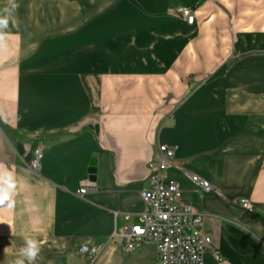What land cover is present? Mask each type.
<instances>
[{
	"label": "crops",
	"instance_id": "0c3cea01",
	"mask_svg": "<svg viewBox=\"0 0 264 264\" xmlns=\"http://www.w3.org/2000/svg\"><path fill=\"white\" fill-rule=\"evenodd\" d=\"M16 2L0 51V163L18 190L0 208V264L25 234L41 242L36 264H159L154 244L129 251L122 234L146 210L163 143L211 238L204 263L264 264V0Z\"/></svg>",
	"mask_w": 264,
	"mask_h": 264
},
{
	"label": "built area",
	"instance_id": "2783aa9c",
	"mask_svg": "<svg viewBox=\"0 0 264 264\" xmlns=\"http://www.w3.org/2000/svg\"><path fill=\"white\" fill-rule=\"evenodd\" d=\"M178 13L189 24L194 23L196 16L191 7H179ZM175 153V146L159 144L158 156L149 161L150 186L141 192L146 210L139 224L124 229V246L133 251L143 244H154L159 264H205L204 254L212 249V241L202 230V214L183 199L178 182L169 176ZM42 156L41 148H37L30 166L32 170L40 169ZM190 180L202 193H220L209 181L197 175H191ZM78 192L84 195L87 190L81 188ZM239 202L249 212L254 211L247 198ZM80 251L94 256L99 250L82 246ZM214 254L221 259L217 251Z\"/></svg>",
	"mask_w": 264,
	"mask_h": 264
},
{
	"label": "clouds",
	"instance_id": "9594fccd",
	"mask_svg": "<svg viewBox=\"0 0 264 264\" xmlns=\"http://www.w3.org/2000/svg\"><path fill=\"white\" fill-rule=\"evenodd\" d=\"M19 8L16 0H8V6L0 11V51L8 47V28L17 25L14 12ZM18 190V181L15 173L0 163V208L13 209L16 205L15 196ZM41 253V242L39 239L25 234L23 245L14 253L8 264H36Z\"/></svg>",
	"mask_w": 264,
	"mask_h": 264
},
{
	"label": "rangeland",
	"instance_id": "374dc122",
	"mask_svg": "<svg viewBox=\"0 0 264 264\" xmlns=\"http://www.w3.org/2000/svg\"><path fill=\"white\" fill-rule=\"evenodd\" d=\"M66 28H68L69 29V27H66ZM68 49H70L68 46H67V41L65 42V48H64V50L66 51L65 52V57L67 58H70L72 55H73V51L72 50H68ZM98 65V64H97Z\"/></svg>",
	"mask_w": 264,
	"mask_h": 264
},
{
	"label": "water",
	"instance_id": "95a60500",
	"mask_svg": "<svg viewBox=\"0 0 264 264\" xmlns=\"http://www.w3.org/2000/svg\"><path fill=\"white\" fill-rule=\"evenodd\" d=\"M89 172H91V173H93V174L95 173V166H94L93 163L90 164Z\"/></svg>",
	"mask_w": 264,
	"mask_h": 264
},
{
	"label": "bare ground",
	"instance_id": "6f19581e",
	"mask_svg": "<svg viewBox=\"0 0 264 264\" xmlns=\"http://www.w3.org/2000/svg\"><path fill=\"white\" fill-rule=\"evenodd\" d=\"M84 253V252H83Z\"/></svg>",
	"mask_w": 264,
	"mask_h": 264
}]
</instances>
